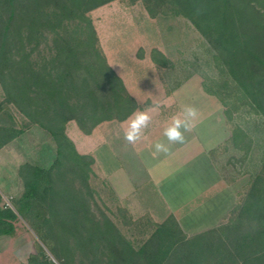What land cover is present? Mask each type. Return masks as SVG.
Segmentation results:
<instances>
[{"label": "trees", "instance_id": "obj_1", "mask_svg": "<svg viewBox=\"0 0 264 264\" xmlns=\"http://www.w3.org/2000/svg\"><path fill=\"white\" fill-rule=\"evenodd\" d=\"M111 1L0 0V147L34 124L56 145L49 168L21 165L24 191L14 207L0 205V236H14L24 219L49 246L46 211L71 201L56 176L65 169L86 183L94 161L77 152L68 122L90 134L101 122L125 120L139 108L102 52L89 15ZM143 1L153 15L163 10L189 19L205 38L224 77L214 93L229 100V119L244 108L264 117V0ZM9 107L23 117L22 125ZM228 143H245L248 150L250 137L235 126ZM69 213L77 218L83 264H264V155L229 220L192 236L171 213L161 222H141L147 236L135 245L108 218L94 222L83 200ZM37 247L28 263L46 264Z\"/></svg>", "mask_w": 264, "mask_h": 264}, {"label": "rangeland", "instance_id": "obj_2", "mask_svg": "<svg viewBox=\"0 0 264 264\" xmlns=\"http://www.w3.org/2000/svg\"><path fill=\"white\" fill-rule=\"evenodd\" d=\"M89 15L102 52L139 109L154 103L168 106L153 114L135 146L124 139L128 118L103 121L90 134L68 122L66 132L77 152L94 160L86 183L65 169L56 176L57 188L69 193L71 201H57L46 211L50 245L20 219L14 236H0V264H29L37 243L46 264H83L77 218L68 214L82 200L94 222L108 218L135 245L147 236L141 222H161L171 213L189 236L224 224L264 155V117L248 108L227 117L229 100L214 93L224 77L209 44L189 19L163 10L153 15L143 0H113ZM185 105L199 110L186 142L170 145L168 154L153 155L157 141L167 142L163 131L170 117ZM9 109L22 125L23 117ZM235 126L248 133V150L245 143H228ZM1 202L14 207V198L1 197Z\"/></svg>", "mask_w": 264, "mask_h": 264}, {"label": "crops", "instance_id": "obj_3", "mask_svg": "<svg viewBox=\"0 0 264 264\" xmlns=\"http://www.w3.org/2000/svg\"><path fill=\"white\" fill-rule=\"evenodd\" d=\"M50 136L44 128L34 124L0 147V198L16 200L21 197L24 191L19 173L21 165L31 163L42 168L50 167L56 158V145Z\"/></svg>", "mask_w": 264, "mask_h": 264}, {"label": "clouds", "instance_id": "obj_4", "mask_svg": "<svg viewBox=\"0 0 264 264\" xmlns=\"http://www.w3.org/2000/svg\"><path fill=\"white\" fill-rule=\"evenodd\" d=\"M167 103H154L150 107L135 110L126 122L124 139L135 146L145 136V130L149 128L153 114L159 113L162 107H167ZM199 116V110L194 105L182 106L179 112L170 117L164 128L163 136L166 141H157L154 145L153 155L170 152V145L183 144L186 142V133L190 132Z\"/></svg>", "mask_w": 264, "mask_h": 264}]
</instances>
